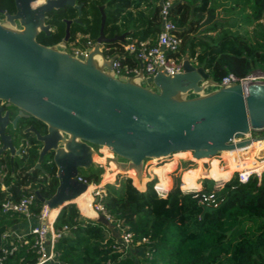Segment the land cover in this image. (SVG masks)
<instances>
[{
  "label": "water",
  "instance_id": "95a60500",
  "mask_svg": "<svg viewBox=\"0 0 264 264\" xmlns=\"http://www.w3.org/2000/svg\"><path fill=\"white\" fill-rule=\"evenodd\" d=\"M14 3L15 12L4 11L0 18V101L13 105L17 114L11 119L0 104V155L9 153L13 173L14 160L22 155L6 133L8 124L16 129L19 118L31 116L46 126L45 134L33 126L23 132H32L41 144L28 172L40 170L49 177L42 165L49 153L56 167L58 184L52 196L34 191L46 205L47 225L52 211L58 210L56 217L90 187L79 174L94 163L96 148L111 152L122 171L142 175L148 160L175 151L207 159L264 140V135H253L264 130V82L247 87L224 84L202 64L193 63L188 52L181 58V72L166 73L160 67L146 75L143 60L137 58L135 74H117L113 69L117 55L107 57L102 47L124 42L130 31L106 34V3L98 5L99 34L86 53L66 49L72 25L82 23L83 1ZM68 7L77 15L64 19L63 38L53 45L39 42V33L50 34L47 13ZM92 219L110 225L104 214Z\"/></svg>",
  "mask_w": 264,
  "mask_h": 264
},
{
  "label": "trees",
  "instance_id": "16d2710c",
  "mask_svg": "<svg viewBox=\"0 0 264 264\" xmlns=\"http://www.w3.org/2000/svg\"><path fill=\"white\" fill-rule=\"evenodd\" d=\"M172 1L171 19L179 26L182 38L178 51L170 54L172 57L181 60L188 52L193 63L202 64L218 81L230 72L242 77L256 65L264 67V0H201L202 4L194 8L189 1ZM9 2L0 0V5L5 7ZM102 3H106V34L113 36L130 31L124 42L106 44L109 48L106 54H125L123 63L137 67V58L125 53L123 46L134 40L139 44L150 39L148 46L156 43L161 29L160 4L146 13L141 8L142 0H103ZM224 4L222 17L218 7ZM98 5V0L91 4L84 2L81 18L85 22L72 25L70 41L79 33L85 37L84 42L96 40L101 17ZM76 15L72 7L59 15L47 13L46 23L51 26L48 36L55 40L63 37L65 23L61 17ZM22 123L26 126L25 121ZM25 136L35 146L26 159L15 158L13 173L8 156L0 157V165L8 166L0 182V235L25 219L17 213L2 212L4 200H18L35 190L50 197L58 184L52 153L42 162L49 178L40 170L27 171L37 160L40 143L36 144L31 133ZM92 165L88 172L80 171L79 176L97 185L104 170L102 166ZM164 166L163 163L153 167L156 170ZM201 172L209 174L199 168L187 172L184 188L197 187L196 178ZM168 177L169 188L170 172ZM155 182L152 178L146 181L145 187H138L131 176H124L105 184V192L97 203L112 217L108 226L83 216L76 203L65 205L52 224L55 230H62L54 245L62 264H264V171L260 177L252 174L245 183L238 180L235 172L219 187H214L213 179L203 178L201 191H214L216 205L201 202L194 191L181 189L180 176L165 196L156 192ZM167 185L165 173H160L158 186L166 189ZM42 206L36 197L31 209L38 214ZM119 221L132 233L133 244L144 247L142 254H127L131 245L123 252L114 246L116 238L120 239L121 231L116 227ZM25 235L27 244L18 242L17 238L12 242L0 238V258L4 257L0 264L37 263L39 255L31 245L32 236Z\"/></svg>",
  "mask_w": 264,
  "mask_h": 264
},
{
  "label": "built area",
  "instance_id": "2783aa9c",
  "mask_svg": "<svg viewBox=\"0 0 264 264\" xmlns=\"http://www.w3.org/2000/svg\"><path fill=\"white\" fill-rule=\"evenodd\" d=\"M173 6L172 0H161L160 2V16H161V29L158 33L156 43L154 45L148 46L144 43L140 42L137 44L136 42L126 43L123 46V50L125 53H130L134 55L136 58H141L144 62V73L146 75L155 74L159 68H162V71L166 73H177L181 72V60H177L172 57L170 54L178 51L182 38L179 35V26L171 19V7ZM81 33L77 35V37L69 44L67 51L69 52H87V48L94 45L95 40H87L85 47H81ZM83 44V43H82ZM104 51L109 50L106 45L103 47ZM106 53V52H105ZM110 54H107V57H110ZM125 59V54L117 57L113 60V69L117 74H125V75H133L138 71L139 65L137 67H131L128 64H124L123 60ZM220 82L226 84L231 82H239L244 87L252 83H262L264 82V71L255 70L254 72H250L249 74L238 77L232 72L227 73L222 77ZM261 162L255 164V162H245L243 166L236 170L238 180L242 183L247 182L249 177L252 174H256L258 177L261 176L264 171V161L261 163L262 167L258 170L255 165H259ZM8 166L6 164L0 165V182L3 181V177L7 172ZM263 169V170H262ZM79 180L85 181L82 177L79 176ZM218 184L216 187H219ZM4 187V186H3ZM156 192L165 196L168 192L167 188L159 187L158 185L154 186ZM193 188V187H191ZM190 191L195 192V197L199 198L201 202H206L207 204L216 205V195L215 192L204 193L201 189H197L194 187L190 189ZM105 192V191H104ZM103 192L97 191L95 194L97 198L102 196ZM36 202V195L34 193L23 195L18 200L6 199L2 202V212L11 213V214H19L23 215L25 218L35 217L38 223L31 227L29 232L30 236H32V247L38 253V261L36 264H62L59 260V254L54 250V245L57 239L61 235V231L55 230L52 227V223L50 226L45 223L46 217L48 215L46 205H44L38 214H35L31 207ZM96 213L104 214V216L112 221V217L106 213L103 206L100 203H96L95 205ZM116 227L121 231L120 239L116 240V244L114 245L119 252L125 251L127 247L133 244V235L131 232L127 231V226L124 225L122 221L116 223ZM67 226H64L63 230H66ZM0 238L3 240H7L12 242L13 238H17V241L23 244H27L29 240H27L26 235L20 236L17 235L13 230L8 229L0 235ZM15 248V247H14ZM4 252H7V249H4ZM3 258H0V263L3 262Z\"/></svg>",
  "mask_w": 264,
  "mask_h": 264
},
{
  "label": "rangeland",
  "instance_id": "374dc122",
  "mask_svg": "<svg viewBox=\"0 0 264 264\" xmlns=\"http://www.w3.org/2000/svg\"><path fill=\"white\" fill-rule=\"evenodd\" d=\"M102 1L103 0H98V2H99V4H102ZM88 7H90L89 5H88ZM154 9V8H153ZM85 11L87 12L88 11V8H86L85 9ZM82 17V16H81ZM80 17V20H81V22H85V18H81ZM83 38H85L84 36H81V38H80V40H81V47L83 48V47H85V45H86V41L84 42L83 41ZM83 43V44H82ZM255 70H262V71H264V67H261V66H258V65H256V66H254V68H253V70H252V72H254ZM263 131H254L253 132V135H262L261 133H262ZM251 149V151H252V154H253V156L254 155H256L257 154V146H254V147H251L250 148ZM101 150V149H100ZM104 154L105 153H103L102 151H100V152H98V155L99 156H101V157H103L104 156ZM109 154H111V152L109 153ZM105 155H108V154H105ZM189 154H182L181 156H168V158L170 159V160H175V162H172V163H168L169 161H167V163H165V162H163L162 160H158L157 162H155V160H153V159H150V160H148L147 161V163H146V166H145V170L147 169V172H148V174L146 175V176H143L142 178H139V177H136V176H134V175H132V174H130V173H127V172H124V171H117L116 173H115V175H114V178L112 179V180H109V181H107V179H104V177H103V175L106 173V169H107V165L105 164V163H103V162H97V161H94V165H99V166H102L103 167V170H104V172L102 173V176H101V178H102V180H101V182L99 183V184H97V185H95V184H90V186H92L93 188H92V190H91V192H90V195H91V202L90 203H92L91 204V207H92V209H93V211H95V205H96V203L97 202H95V198H97V196H96V192L97 191H100V192H104L105 191V189H104V186H105V184H107V183H114V182H116L117 180H120L122 177H124V176H131V178L133 179V182H134V184L136 185V186H138V187H144V186H142V184H144V183H146V181L149 179V178H155L156 179V182H155V185L154 186H156V185H158V178H157V176L155 175L156 174V172H154L155 174H153V172H150L149 173V171H148V169L149 168H151V170L153 169H155L154 167L155 166H158V165H163V163H164V165H166V166H164V167H162V168H159V169H156V171H158L159 173H166V169L167 168H171V166L172 165H174L175 163V167L173 168V170L170 172V178H171V185H170V187L167 189V190H169L170 188H171V186L173 185V183H174V181H175V178L177 177V176H180V178H181V184H180V188L181 189H183V190H190V189H193V188H183V186H182V179H183V185H184V183H185V177H186V173L187 172H191V171H194L195 169H196V167L197 168H199V169H201V171H208L209 172V174H206V173H204V172H201V173H199L198 174V176H197V178H196V181H197V183H198V185L201 183V180L203 179V178H211V179H213V181H214V185H218V184H220V186L224 183V182H226V181H228L233 175H234V173L236 172V170L237 169H239V168H241L243 165L241 164V165H237V168L236 169H234L231 173H230V177H229V179H227V180H216L215 178H214V176H213V174H212V167H213V165H212V160H219L220 161V168H222V169H224L225 171H227L229 168H230V165H228V159L226 158V157H228V155L227 154H225V152H223V153H220V154H217V155H215V156H213L212 158H207V159H203V161L201 162L200 160L198 161V162H196V159H194V158H192L191 156H188ZM190 155H191V152H190ZM114 156V155H113ZM115 157V156H114ZM210 159H212V160H210ZM115 160H116V163H118L119 164V161H118V159L115 157ZM232 160V159H231ZM258 161H260L261 163L264 161V152L262 153V154H260V156H259V158H258ZM230 163H231V161H230ZM244 164V163H243ZM91 166H93V165H91ZM154 166V167H153ZM90 168V167H89ZM89 168H87V169H81V171H86V172H88V170H89ZM144 170V171H145ZM263 170V169H262ZM184 171V173H183V178H182V172ZM213 177V178H212ZM199 187V186H198ZM201 188V187H200ZM77 204V203H76ZM78 207H79V205H78ZM79 209H80V207H79ZM80 212L82 213L83 211L80 209ZM95 213V214H94ZM94 213H92V214H90V213H82L83 214V216H91L92 218L94 217H97V214L98 213H96V211L94 212ZM100 214V213H99ZM118 232V231H117ZM116 232V233H117ZM18 233V232H17ZM21 234V233H20ZM119 234V233H118ZM121 235V234H120ZM116 240H119V238H116ZM143 250H144V247L143 246H141V245H139L138 243L137 244H133V245H131L127 250H126V253L127 254H134V255H139V254H142L143 253Z\"/></svg>",
  "mask_w": 264,
  "mask_h": 264
},
{
  "label": "bare ground",
  "instance_id": "6f19581e",
  "mask_svg": "<svg viewBox=\"0 0 264 264\" xmlns=\"http://www.w3.org/2000/svg\"><path fill=\"white\" fill-rule=\"evenodd\" d=\"M40 1L36 2V3H33V5H37L39 4ZM260 142H264V141H256L254 143H252L250 146H247V147H244V148H240V149H237V150H233V151H226L225 154L228 155V157H226L228 159V165H230V168L225 171L224 169L220 168V161L219 160H212V174L214 176V178L216 180H227L229 179L230 177V173L237 168V165H243V163L245 162H255V164L259 163L258 161V158L260 156V154H262V149L263 147H261V150L260 148L258 147L259 143ZM254 146H257V154L253 156L252 154V151H251V147H254ZM102 151L103 153L105 154H108V155H105L103 157L99 156L98 155V152ZM109 151L107 150H104V149H99V148H96L94 150V154H93V160L94 161H97V162H103L107 165V168L109 169V174H108V181L109 180H112L114 178V175L117 171H121V168L119 166L118 163H116V160H115V157L112 155H109ZM174 154H190L189 151H175L173 153H171L169 156H172ZM192 157V154L190 155ZM193 158V157H192ZM168 159V156L165 157V158H162V159H158V160H162L163 162L165 160ZM232 159V160H231ZM155 160V162H157L158 160L157 159H153ZM203 161V159H198L196 160V162L198 161ZM231 161V163H230ZM257 167V169L259 170L262 165L261 163L259 165H255ZM153 170V169H152ZM146 171L147 169L143 172L142 175H139L137 174L136 172L134 171H124V172H127V173H130L136 177H139V178H142L143 176H146ZM148 174V172H147ZM92 186H90L88 188V190L83 193L81 196H79L75 202L77 203V205H79L80 209L84 212V213H94L95 211H93L92 207H91V195H90V192L92 190ZM58 210H54L51 212L50 214V217H49V221L50 223L52 222L53 218L55 217L56 213H57ZM82 212V213H83ZM95 214V213H94Z\"/></svg>",
  "mask_w": 264,
  "mask_h": 264
},
{
  "label": "flooded vegetation",
  "instance_id": "af4514ba",
  "mask_svg": "<svg viewBox=\"0 0 264 264\" xmlns=\"http://www.w3.org/2000/svg\"><path fill=\"white\" fill-rule=\"evenodd\" d=\"M80 2L83 1L85 3L91 4V2H93L94 0H79ZM9 6V7H8ZM67 8L65 9H61V10H52V12L54 13H58V15L65 11ZM4 11H8L10 13H14L15 12V3L14 0H10L9 4L5 7L0 5V18H4L5 13ZM51 12V11H50ZM65 17H61V20H63L64 22ZM51 29V27H50ZM65 29V26H64ZM63 37H61L58 40L52 39L50 38L48 35L44 34L43 32L39 33L37 35V40L45 45H53L58 43ZM72 41H68L67 42V48L69 46V44ZM0 104L4 107V111H8L10 118L13 119L15 117V115L17 114V109L13 106V105H7V103L3 100L0 101ZM34 118V117H32ZM37 120V119H36ZM22 121H25L26 126L23 127V123ZM29 126H33L35 129H37L41 134H45L47 131L46 126L41 122V121H35L31 119V116L29 117H21L18 119L17 121V127L16 129H13L11 124H8L7 128H6V133L12 135L13 141L16 144L17 147H21V155L23 159H26V155L29 154V152L34 149L35 144H33L25 135H27L28 133H31V135L34 136V138L36 139L35 135L32 132H26L24 133L23 130ZM1 144V143H0ZM36 144H39V142L37 141ZM41 144H39L38 149L40 148ZM50 154V153H49ZM109 155H112L109 154ZM8 156L9 158V153L5 152L3 154L0 155L1 158ZM17 157V156H16ZM19 158V157H17ZM10 161V158H9ZM107 170L109 171V169L107 168ZM28 171V170H27ZM48 177V176H47ZM49 178V177H48Z\"/></svg>",
  "mask_w": 264,
  "mask_h": 264
},
{
  "label": "crops",
  "instance_id": "0c3cea01",
  "mask_svg": "<svg viewBox=\"0 0 264 264\" xmlns=\"http://www.w3.org/2000/svg\"><path fill=\"white\" fill-rule=\"evenodd\" d=\"M180 1H182V2H188L189 1L192 8H194V6H198V5H201L202 4V1L201 0H180ZM160 2H161V0H158V1H155V0H142V6H141V8L144 9L146 11V13H149V12H151L153 10V8H155V6L157 4L159 5ZM225 7H226L225 4H224V6H222L220 8L218 7L219 11L221 12L222 17L225 14V11H224ZM149 40H147V41H141V42L144 43L145 45H147L148 42H149ZM133 42H137V40H134ZM138 65H139V63H138ZM260 141H264V140H260ZM258 147L260 148V150H261V147H263V149L261 151L263 153L264 152V142H260L259 145H258ZM181 155L182 154H174L173 156L175 157V156H181ZM167 161H169L168 163L175 162V160H170L169 158L167 160H165L164 162L167 163ZM175 164L172 165L171 168H167L166 169L165 176L168 179L167 189H168L169 181H170V179L168 177V173L173 170V168L175 167ZM148 171H149V173L150 172H153V174H155L154 172H156L155 175L158 178V182L160 181V173L158 171H156L155 169L154 170H151V168H149ZM108 174H109V171L106 169V173L103 175V177H104V179H107V181H108V177H107ZM149 179H151V178H149ZM145 185H146V183L142 184V186H144V187H145ZM184 185H185V183H184ZM184 185H183V188H184ZM196 186H197L196 187L197 189H201L200 188L201 187V183L198 185V183L196 181ZM216 186H217V184L214 185V187H216ZM88 217L92 218L91 216H88ZM54 218H53V220H54ZM53 220H52V222H53ZM37 223H38L37 219L32 216L30 218H25L20 223L16 224L14 227H11L10 229L13 230L17 235L24 236L25 234H27L29 232V230L31 229V227L34 226V225H36Z\"/></svg>",
  "mask_w": 264,
  "mask_h": 264
}]
</instances>
